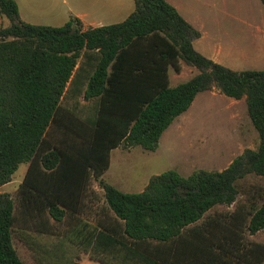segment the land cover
Listing matches in <instances>:
<instances>
[{
  "label": "trees",
  "instance_id": "16d2710c",
  "mask_svg": "<svg viewBox=\"0 0 264 264\" xmlns=\"http://www.w3.org/2000/svg\"><path fill=\"white\" fill-rule=\"evenodd\" d=\"M132 3L122 21L81 29L76 17L24 22L0 0V186L26 164L13 195L0 193V264H27L12 239L33 264H76L80 253L100 264H264V243L250 238L264 227V189L238 200L240 179H264V68L202 55L199 31L166 0ZM180 61L197 72L170 85ZM212 87L243 98L255 148L221 170L152 174L138 192L101 178L112 148L154 150Z\"/></svg>",
  "mask_w": 264,
  "mask_h": 264
},
{
  "label": "rangeland",
  "instance_id": "374dc122",
  "mask_svg": "<svg viewBox=\"0 0 264 264\" xmlns=\"http://www.w3.org/2000/svg\"><path fill=\"white\" fill-rule=\"evenodd\" d=\"M16 1L25 22L50 26L63 24L69 5L82 6L88 2ZM166 1L201 32V37L193 39L192 43L194 47H201L197 50L202 55L215 52L217 63L232 70L264 68V6L260 0ZM8 23L0 14V27ZM196 72L194 67L180 61L179 72L168 68L170 84L182 82ZM256 144L257 135L246 115L243 98L226 97L212 87L194 96L189 107L162 131L154 150H143L139 146L131 150L121 147L112 150L109 166L101 178L123 192H138L152 174L167 169L183 176L196 169L221 170L243 149H253ZM25 166L23 162L17 164L10 180L0 186V193L13 195ZM239 189L238 200H241L246 193L263 190L264 179L247 174L239 180ZM262 232L261 237H255L264 241V229ZM12 242L21 259L33 264L25 248L15 239Z\"/></svg>",
  "mask_w": 264,
  "mask_h": 264
},
{
  "label": "crops",
  "instance_id": "0c3cea01",
  "mask_svg": "<svg viewBox=\"0 0 264 264\" xmlns=\"http://www.w3.org/2000/svg\"><path fill=\"white\" fill-rule=\"evenodd\" d=\"M14 1L17 5L18 18L20 20L24 21L20 15L18 3L16 0H14ZM132 9H133L132 0H88V2H86L82 6L75 5V3H73V4L69 5L68 11L66 13L67 15L64 18L63 23L69 17L78 18V20L80 21L81 29H85L87 27H96V26H100V25H106V24H110V23H116V22H119V21H122L123 19H125L131 13ZM192 27H193V25H192ZM256 28L258 29V27H256ZM199 33H200V35L198 38L201 37V32L199 31ZM192 46H193V43H192ZM193 48L197 50L198 48H201V47L200 46L199 47L193 46ZM198 50L200 51V49H198ZM205 57L210 58L214 62H218L215 52L211 51L209 53V55H206ZM168 81L170 84L171 79H170L169 74H168ZM174 84H176V83H174ZM132 148L133 147H130V149L128 148V150H131ZM115 149H119V147L112 148L109 153L111 154L112 150H115ZM109 157H110V155H109ZM92 187H93V189L98 190V187L96 184ZM263 229H264V227L262 229H260L259 231H257L254 235H251L250 238H253L255 241H260V242L264 243V241H262L260 239L261 234L263 233L262 232ZM256 235H258V236L260 235V237L256 238L255 237ZM22 246L25 248L26 253H27L28 257L30 258V260L33 262L32 256H30V253L27 250V248L24 245H22ZM76 264H100V263L88 259L86 255H79L78 259H76Z\"/></svg>",
  "mask_w": 264,
  "mask_h": 264
}]
</instances>
